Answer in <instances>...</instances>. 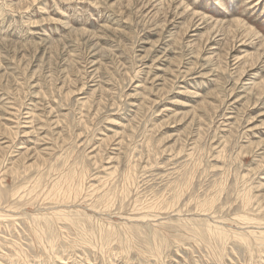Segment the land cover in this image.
Wrapping results in <instances>:
<instances>
[{"label": "rangeland", "instance_id": "obj_1", "mask_svg": "<svg viewBox=\"0 0 264 264\" xmlns=\"http://www.w3.org/2000/svg\"><path fill=\"white\" fill-rule=\"evenodd\" d=\"M0 201V264H264V0H0Z\"/></svg>", "mask_w": 264, "mask_h": 264}, {"label": "bare ground", "instance_id": "obj_2", "mask_svg": "<svg viewBox=\"0 0 264 264\" xmlns=\"http://www.w3.org/2000/svg\"><path fill=\"white\" fill-rule=\"evenodd\" d=\"M57 192V191H56ZM105 198V197H104ZM1 202V201H0ZM71 218V217H70ZM69 220V219H68ZM71 221H73V220H71ZM72 223V222H71ZM74 224H76V223H74ZM73 224V225H74ZM77 225V224H76ZM75 226V225H74ZM82 225H80V227H81ZM77 227V226H76ZM79 228V227H78ZM83 228V227H82ZM85 236V235H84ZM105 237V236H104ZM107 237V236H106ZM88 238V237H87ZM84 239V238H83ZM88 241H90V240H88Z\"/></svg>", "mask_w": 264, "mask_h": 264}]
</instances>
